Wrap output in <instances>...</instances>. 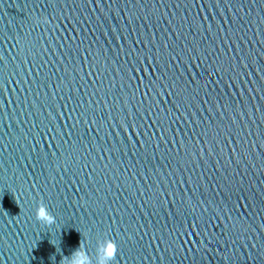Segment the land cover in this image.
<instances>
[{"label":"water","instance_id":"95a60500","mask_svg":"<svg viewBox=\"0 0 264 264\" xmlns=\"http://www.w3.org/2000/svg\"><path fill=\"white\" fill-rule=\"evenodd\" d=\"M109 240L264 264V0H0V264Z\"/></svg>","mask_w":264,"mask_h":264},{"label":"clouds","instance_id":"9594fccd","mask_svg":"<svg viewBox=\"0 0 264 264\" xmlns=\"http://www.w3.org/2000/svg\"><path fill=\"white\" fill-rule=\"evenodd\" d=\"M35 215L37 220L43 221L45 224H52L55 222V218L49 213L47 207L43 203H40L36 207ZM105 247L107 249V253L104 264H107V262L112 260L115 256L116 247L114 242L111 240L106 242ZM81 262H83V264H88V258L79 250L72 254L71 259L64 260V264H81Z\"/></svg>","mask_w":264,"mask_h":264}]
</instances>
